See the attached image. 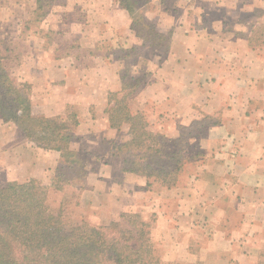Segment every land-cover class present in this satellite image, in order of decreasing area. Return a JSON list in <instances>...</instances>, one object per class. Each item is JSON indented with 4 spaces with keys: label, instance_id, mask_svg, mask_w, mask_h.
<instances>
[{
    "label": "crops",
    "instance_id": "obj_1",
    "mask_svg": "<svg viewBox=\"0 0 264 264\" xmlns=\"http://www.w3.org/2000/svg\"><path fill=\"white\" fill-rule=\"evenodd\" d=\"M72 1L65 0V10L72 9ZM37 2L0 0V32L14 36L10 29L19 22L26 30L32 20L28 6ZM149 3L145 18L170 37L165 56L136 64L149 80L137 86L134 101L150 106L153 118L164 115L182 126L211 120L197 140L195 171L181 185L152 192L145 178L123 172L122 158L111 151L124 126L110 127L103 113L108 94L121 90V60L113 53L136 42L129 13L117 0H89L77 31L90 44L81 63L67 51L47 60L26 54L19 70L31 86L32 105L45 116L64 115L68 105L83 108L77 131L92 150L83 194L92 204L107 202L101 220L113 215L112 208L124 207L125 190L137 189L141 200L151 199L157 214L151 236L155 247L167 252L168 264H264V0ZM6 124L0 116V167L6 166L8 181L33 177L48 185L60 152L20 141ZM129 178L140 179L128 187Z\"/></svg>",
    "mask_w": 264,
    "mask_h": 264
},
{
    "label": "trees",
    "instance_id": "obj_2",
    "mask_svg": "<svg viewBox=\"0 0 264 264\" xmlns=\"http://www.w3.org/2000/svg\"><path fill=\"white\" fill-rule=\"evenodd\" d=\"M117 2L129 13L131 28L140 23L144 15L143 8L150 4V0ZM155 30L154 36H163L164 33ZM167 33L170 35V31ZM5 60L6 56L0 51V116L3 121L14 123L23 137L36 146L59 151L57 169L60 173L61 164H74V160L67 158L73 154L69 144L72 131L79 124L78 120L75 115L62 117L35 114L30 84L12 78ZM124 76L121 77V90L108 94L105 111L109 126L120 128L127 125L129 137L113 145L111 151L122 158L123 172L143 175L148 179L153 176V180L158 179L160 185L167 188L175 186L178 181L175 175L180 167L177 165L170 170L168 165L153 163L152 159L162 153L157 144V133L153 134L149 130L151 124L141 112L129 109L127 99L136 90L138 80L126 82ZM127 86L131 87L129 91L125 90ZM69 118H72L71 123ZM147 155L152 162L139 163V159H145ZM58 189L52 182L47 185L33 177L22 182L12 180L0 184V264L161 262L149 236L152 225L138 214L120 213L118 219L98 225L82 219L67 220L60 204L54 206L49 203L50 190Z\"/></svg>",
    "mask_w": 264,
    "mask_h": 264
},
{
    "label": "rangeland",
    "instance_id": "obj_3",
    "mask_svg": "<svg viewBox=\"0 0 264 264\" xmlns=\"http://www.w3.org/2000/svg\"><path fill=\"white\" fill-rule=\"evenodd\" d=\"M74 1L75 2L72 1L74 3L72 9L65 10V0H38L37 3H31L28 6L29 10H31L32 20L27 25L26 30H23L24 26L21 22H19L18 26L14 25L15 28L10 29V31L13 30L15 34L14 36H11V34H7L4 31L0 32V51L6 56L5 62L10 73L12 74V78L19 82L23 81L21 80L23 77L21 76L19 66L24 61L26 54L29 55V51L38 59L43 58L44 60L49 59L52 55H63L66 51L76 55V61H79L80 63L84 60V58L88 57L87 52L90 48H88L89 46L87 45L90 44H88V41L82 42L80 37L81 34H79L77 31H79L80 26H82L81 24L86 20L87 11L89 8V0ZM150 8V4H148L146 8H143V14H145L147 10L149 11ZM57 14L58 18L56 19L57 21H55L54 16ZM18 15H21L20 9L18 10ZM48 15H52L53 20H51L52 17H47ZM40 17L45 18L44 24L41 23L42 19H39ZM72 22L76 24L71 26ZM154 29L155 28L153 24H151V22L143 15V19L140 21V23H136L134 28H131V30H133L134 34L136 35L134 47L126 50L122 49L121 51H117L116 49V51L113 53L114 56H117L118 59L121 60V62L119 61V73L122 78L123 75H125L124 81L133 83V80L137 79V86H139L144 79L149 80V74L147 71L142 66H137L136 68V64L138 62L140 64H144L149 59L153 60L154 56H165L163 51L166 49L170 35L166 31L162 37L158 38L154 36ZM150 41H152L155 45L151 44ZM154 50L157 52L154 53ZM140 58H142V61ZM130 89V86L125 88L126 91H129ZM132 96L133 92L128 96L127 99L129 109L132 112H141L145 119L151 124L149 130H151L153 134L157 133V144L162 153L157 156L156 159H152L154 160L153 163L168 165L170 170H172L177 165L180 167L179 172L175 175L178 179L177 184L167 189L177 188L183 183L186 175L192 174L193 171H195V161L200 156V149L197 140L211 120H208L204 117L200 124L192 123L188 126H182L180 123H173L169 121L171 119L164 115H160V117L156 119L151 116V114L154 113H151L152 111L150 106L140 105L138 101H134L135 98ZM107 107L108 103L105 109ZM66 108L65 114L60 116L65 117L67 115H75L77 120L83 118V108L80 107V105H68ZM90 109L92 111L94 106H91ZM105 109L103 110L104 114H106ZM33 112L35 114H42L41 107H39L38 104L33 105ZM71 122L72 118H69V123ZM6 123V129H9L10 133L13 132V130L16 131L20 141H29L23 137L22 133L14 123L10 121ZM171 127H173V132L169 133ZM121 128L122 129L118 134L119 139H117V142H115L113 145L120 141L123 142L129 137L127 134V125H124ZM77 132L76 126L72 131V139L71 143L69 144V149L73 154H70L67 158V160H74V164H61L60 173L57 169L59 166L58 165L55 170L50 172L48 177L49 179L46 180L48 185L52 182L54 185L59 187L58 190H50L48 198L49 203L54 206H58L60 204L67 220L82 219L95 225L106 224L110 220H116L118 219L120 213H136L141 217V219L152 225L149 236L155 247V238H152L151 230L155 226L157 214L156 212L152 211L149 206V200L151 201V199L145 201L148 196L146 199L142 198V205L137 203L138 200L142 201L141 197H139L137 193V189L135 191H132L131 188L125 190L122 201L123 205L125 203L124 207L120 205V209L116 207L112 208L113 215L109 217V219L101 220L99 218V215H101L102 218H105L103 212L108 209V204L107 202L101 200V198L97 200V204H92L93 202L91 199L83 194V184L85 182L84 177L86 172L85 166L90 164V162H87V158L91 154L92 150L85 148L84 142L81 141L82 136H80L79 132L77 134ZM107 143L110 145V147L112 146L109 141H107ZM107 143H103V145L109 146ZM165 154L169 156L173 154L175 155L174 157H168ZM150 159L151 157L147 155L145 159H139V163H142L143 161L152 162ZM139 176L141 179L145 178L144 186L152 192H155L153 190H163L166 188L165 186L160 185V181L158 179L153 180V176L149 179L143 175ZM8 178L6 166L1 165L0 184L7 182ZM140 178L127 179V186H136ZM147 181H150V183L147 184ZM126 191L128 193H126ZM168 197H171V195L168 194ZM155 249L161 261L158 264H168V261L165 260L167 259L165 258L167 257L165 256L167 252L165 250H159L156 247ZM198 262H200V260Z\"/></svg>",
    "mask_w": 264,
    "mask_h": 264
}]
</instances>
